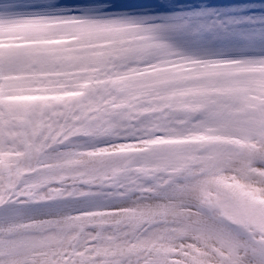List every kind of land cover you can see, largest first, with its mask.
I'll list each match as a JSON object with an SVG mask.
<instances>
[{"label": "snow or ice", "instance_id": "snow-or-ice-1", "mask_svg": "<svg viewBox=\"0 0 264 264\" xmlns=\"http://www.w3.org/2000/svg\"><path fill=\"white\" fill-rule=\"evenodd\" d=\"M0 264H264V0H0Z\"/></svg>", "mask_w": 264, "mask_h": 264}]
</instances>
